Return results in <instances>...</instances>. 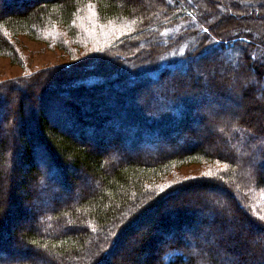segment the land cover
<instances>
[{
  "label": "trees",
  "instance_id": "16d2710c",
  "mask_svg": "<svg viewBox=\"0 0 264 264\" xmlns=\"http://www.w3.org/2000/svg\"><path fill=\"white\" fill-rule=\"evenodd\" d=\"M136 1L37 0L34 6L24 11L12 8L0 11V54L13 59L23 57L19 43L23 35L32 39L55 40L54 44L65 48L71 57L80 61L84 57H78V50L89 51L93 44H97L98 49L104 45L112 47L95 51L89 55L90 58L87 57L90 62L83 67L89 75H94L73 85L69 82L64 84L61 100L58 99L60 97H50L44 102L46 107L43 103L40 105L38 122L34 124L35 133L31 135L34 141L27 131L22 130L20 135L24 148L22 159L29 161L26 170L29 199L54 190V187L69 186L73 189L68 181L73 168L84 170L98 187L80 189L75 199L60 200L56 198L60 197L58 193L52 198L47 196L46 200L52 207L37 213V224L42 226L40 229L34 224L22 233L16 230L21 239L18 236H12L11 240L9 236H0V264H40L37 260L46 258L44 249L60 255L61 264H109L122 241V238L116 241L117 237H121L120 233L125 236L134 227H140L155 216L154 211L167 205L169 199L193 186L220 188L229 194V200L209 197L203 191H197L196 195L201 193L195 203L186 201L182 205L171 204L165 208L160 215L161 219H166L160 222L161 227L166 229L162 230L164 235H158L161 243L154 245L148 238L138 242L149 251V258L152 257L145 264H228L234 263L235 250L241 248H253L260 259L257 264H264V94L258 93L254 84L244 85L251 67L258 79H264V32L261 38L255 37L248 30L244 15L238 16L241 24L231 27L233 19H230L234 15L231 6L225 17L220 15L215 18L218 7L214 0L208 1L209 10L200 6L201 0H149L148 9H154L150 11L142 3L136 5ZM230 4L237 9L243 7L256 10V14L260 10L264 13V0H233ZM91 5L97 18L87 22L89 28H94L97 34L109 31L108 37H104L107 42L98 40L92 44L84 28L75 24L76 16ZM190 17L196 18V24L181 30L166 44L149 46V43L144 46L149 39H159L165 29ZM222 18L225 19L223 22ZM251 29L254 30V27ZM186 36L194 37L195 41L185 53L170 59L158 72L145 68L153 80L163 81L157 85L158 90L149 89L151 102L141 106L130 104L137 95V89L142 87L147 90L148 84L140 83V77L145 76L141 72L128 76L120 72L110 78L98 76L102 74L100 67L129 57L136 59L134 63L144 52L166 51L180 44ZM206 52L214 53L210 64ZM225 52L233 55L232 62L222 67V72L209 75L204 69L206 65L219 67ZM193 59L200 61L198 72L203 69L204 79L202 74L192 73L190 60ZM175 69H181V74L179 72L174 79H170L171 82L164 83V78ZM23 78L18 79L21 80L19 85H12L25 93L27 88ZM129 80L133 81L131 96L124 89ZM70 91H82V94L95 92V98L83 94L86 107L82 112H73L70 103L63 98L70 95L67 93ZM243 94L246 95L244 112H222L212 107L220 102L217 101L219 97L224 99V105L241 106L239 96ZM258 95L263 96L262 100L257 98ZM1 100L3 97L0 96V104ZM111 103L121 104L123 108L118 111L109 107ZM198 107L202 111H197ZM20 114L22 118L23 112ZM194 121L200 125L212 122L219 143L209 146L204 140L205 135L192 127ZM26 122L30 124L33 121ZM111 123L112 128L107 125ZM37 130L47 135L50 144L38 136ZM126 130L132 133L125 141L128 147L141 150V145L147 141L151 150L145 154H129L110 163L107 153L90 148L88 140H85L86 136L94 139L92 144L101 149L111 136L122 143ZM178 137L184 141L182 144H178ZM173 145L178 146V150L170 148ZM11 153L8 140H2L0 177L3 163L7 159L11 162ZM6 155L8 158H5ZM38 160L56 183L45 180L46 173ZM188 164L200 165L205 173L195 179L184 180L180 177L179 168ZM237 186L242 189L236 191ZM53 190L50 192L55 194ZM1 200L0 190V218L5 216L6 210ZM32 205L37 208L39 203L34 201ZM230 206L235 213H231ZM19 210L16 204H12L10 214L5 216L0 228V235L2 231H9L8 223H15L22 217ZM238 221H246L253 230L245 233L241 226L234 235H230L231 239H225L229 235L218 231L219 227H232ZM178 229L179 233L174 232ZM185 231H189V236H193V231L207 233L203 238L197 234L193 237L198 253L194 254L190 243H183L180 238ZM114 232L115 235H112ZM165 235L176 236L177 242L167 244ZM258 236L262 241L257 240ZM215 237L217 244H210L207 248L201 245L215 240ZM20 244L26 247L22 248V252L35 257L12 256ZM200 245L206 255L199 250ZM245 260L246 255L241 256L236 264Z\"/></svg>",
  "mask_w": 264,
  "mask_h": 264
},
{
  "label": "rangeland",
  "instance_id": "374dc122",
  "mask_svg": "<svg viewBox=\"0 0 264 264\" xmlns=\"http://www.w3.org/2000/svg\"><path fill=\"white\" fill-rule=\"evenodd\" d=\"M6 1V3H5ZM208 1L210 0H201L199 1L200 6L203 9L209 10L208 6ZM216 6L218 7V13L216 14L215 18H218L220 15L222 17H225L226 12L229 10V6L232 7V13L234 15L231 16V19H233V24H231V27H235L238 24H241L240 20H238V16L244 15L245 19L248 24V30H251L252 33H254L255 37L261 38L263 32H264V13L259 11V13L256 14V10L250 11V9H245L243 7L237 9L233 4L231 5L230 2L233 0H214ZM3 4H2V3ZM37 0H13L12 2H7V0H1L0 1V11H3L5 9H18L20 11H24L27 9V7L34 6ZM144 4L146 6L147 10H154V9H148L149 8V0H137L135 4ZM244 6V3H243ZM246 15V16H245ZM97 18L96 11L93 7V5L89 6L87 10H84L83 12L81 11V14L76 16V21L75 24L79 26L80 28H84L85 34L89 37V39L92 41V44L95 42H98V40L103 42H107L104 40L105 36L108 37L109 31L101 32L100 34H97L98 32L95 33L94 28H89V25L87 22L95 21ZM196 19L195 17L193 18H188V19H183L181 22L174 24L173 26L165 29V31L162 32L159 36H161L159 39L158 38H151L148 41L144 43V46H148L149 43L153 45L154 43H161V44H166L169 38L171 37H176L178 33L185 29L190 27L191 25L196 24ZM225 19H221V22H223ZM229 25L230 23L226 20ZM254 27V30L251 29V27ZM236 29V28H235ZM158 36V37H159ZM188 37V38H186ZM180 44L175 45L173 48L168 49L166 51H159V52H144L142 56L140 57V60L136 61L133 63L134 58H128L124 59L122 61H118V63H112L111 65H106L102 68V74L98 75L103 78H110L109 76H113L116 74H119L121 72V75L128 76L131 74H136V73H142V76L140 77L142 84H148L147 85V90L142 89H137V95L132 98L133 100L130 102V104L133 103L135 106H141L143 104H146L147 101L151 102L152 98L148 96V91L149 89L152 90H158L159 83H163V81H158V80H153L149 74L146 73L145 68L150 67L153 71L158 72L159 69L167 64V62L175 57H178L182 53H185L186 50L188 49L189 45L193 44L195 41L194 37L186 36ZM187 39V40H186ZM55 41V40H54ZM54 41H46L42 39H32L27 36H21L20 37V47L23 51V57L22 58H16L13 59L12 57H9L4 54H0V96L3 97V100H1L0 104V144L2 140H8L9 147L12 149V153L10 155V160L11 162L3 163L1 166V181H0V190H1V195H2V200L1 204L5 206V216L7 217L10 214V208L12 207V204H16L18 207L19 212L21 213L22 217L20 219L16 220L17 222L13 223H8L9 226V231L6 232H1V235L3 238L5 236H9L12 238L18 236L21 239V235L16 232L20 231L22 233V230H26L30 228V225H34L37 227V229H40L42 226L40 224H37V213L42 210V209H48L51 208L52 205L48 203L46 200L47 196L51 195H60V200H66V199H75L79 195V190H83L85 188L87 189H94L97 188L98 185L95 184L94 181H92L88 175L84 172V170H76L75 168L71 169L70 173L71 176H68V181L70 186L73 187V189H70L71 187L67 188H61V187H54L53 189L48 190L47 192L41 193L40 195H37L36 198L29 199L28 194H27V184L26 182H29V178L27 176V168L29 165V161L26 162L22 159V154H23V146L20 142V135L21 131H27V133L31 136H34L35 133V127L37 122H38V116L41 112L40 105L43 103L44 107H46L45 103L48 101L50 97H60L58 98L61 100L62 94L64 90L62 91V87L64 84H69L71 83L76 84V81L78 80H84L87 77H90L89 71H86L85 67H83L85 64L89 63L90 60L87 59L90 58L89 55L94 54L95 51L100 52L102 49L108 48L112 49L111 46L109 45H104V47H100L98 49V46H95L97 44H93L92 49L89 51H84V50H78V54H80L78 57H84L82 61L77 60L78 58L71 57L68 51L60 46H57L54 44ZM146 44V45H145ZM96 49V50H94ZM263 52V51H262ZM206 56H208L209 64L212 62L210 59L214 53H209L206 52ZM225 58H223L220 61V66L218 65H206L204 69H206V72H208L209 75H213L215 72H222V67H225L227 64L232 62L233 55L230 54L229 52H225ZM138 55V54H137ZM224 57V56H223ZM207 59V60H208ZM78 61H80L78 63ZM24 62V63H23ZM83 62V63H81ZM200 61L196 62L194 59L190 60V66L192 73L194 74H202V78L204 79V71L203 69L201 70V73L198 72V68L200 66L199 64ZM70 65V67H68ZM77 64H82L78 66ZM148 68V69H150ZM145 71V72H144ZM203 71V72H202ZM179 72L181 74V69H175L170 72V76H166L164 78V83L166 81L171 82L176 77L179 75ZM24 80V84L26 85V92H22L21 90L17 89L12 85V83H15L19 85L18 83L19 78H22ZM32 80H31V79ZM201 78V77H200ZM27 79V80H26ZM30 79V80H29ZM152 79V80H150ZM69 82V83H68ZM118 82V81H117ZM149 82V83H148ZM139 83V84H140ZM250 84H254L257 87L258 93H263L264 94V79H258L256 76V73L254 69L251 67V72L249 74V77L244 84L245 87H247ZM133 86V81L129 80L126 83L125 86V91L127 94L130 96L132 95L131 92V87ZM145 86V85H144ZM114 92L116 90L114 89ZM118 92V91H117ZM70 95H67L64 98V101L70 103V108L71 111L73 112H82L83 108L86 107L84 102H86V98L82 97L83 94L87 95L91 99L95 98V92H85L82 94V91H70L67 92ZM101 95H103V91L100 92ZM75 95V96H74ZM72 96V97H71ZM264 96V95H263ZM262 95H258L257 98L259 100H262ZM140 97V98H139ZM240 100L242 101V104L245 103L246 101V95H240L239 96ZM62 98V99H63ZM138 98V99H137ZM56 99V98H55ZM131 99V98H130ZM220 100V102H219ZM223 98H217V101L219 103L213 105V109L217 111H222V112H230V110H234L236 112H244V104L241 106H232L231 103L228 105L223 104ZM93 102V101H92ZM87 103V102H86ZM96 103V102H94ZM109 103V101H108ZM98 104V103H96ZM107 104V102H106ZM109 105V104H108ZM114 107L116 110L122 109L121 104H113L111 103L109 107ZM199 108V107H198ZM202 111V108L197 109V111ZM102 111V110H101ZM22 118L21 114L22 113ZM51 112V111H50ZM49 112V113H50ZM59 112V111H58ZM103 112V111H102ZM24 115V116H23ZM103 115V114H101ZM26 121H33L32 123L28 124ZM67 126H70L68 123H66ZM65 125V126H66ZM108 127L112 128V123L107 124ZM34 127V128H33ZM193 128L199 129L200 132H202L205 135L204 139L206 143L210 146L214 143L218 144L219 141L214 135L215 133V128H213L212 122H205V124H198V122H195L192 124ZM64 130H67L64 128ZM133 130V129H129ZM38 131V130H37ZM132 132V131H131ZM136 132V131H135ZM134 132V133H135ZM132 133H129L128 130L124 131V136L122 138H125L124 141L121 143L117 142L118 139H114L113 136H111V139L106 141V145L103 146L101 149L97 145H93L92 143H95L91 138H88L86 136L85 140L87 144L89 145L90 148L98 151H102L103 153H107L108 156L110 157L109 162L114 163L116 160H121L123 159L126 155L129 154H138V153H144L149 152L151 150V146L149 142H144L141 146H143L140 150V148H131L128 147L126 144V140L130 138V135ZM29 136V137H30ZM38 136H42L46 143L50 144V141L45 135L43 131H38ZM37 136V138H38ZM89 136V135H88ZM113 137V138H112ZM132 137V136H131ZM12 138V139H11ZM31 138H33L31 136ZM35 138H33L34 141ZM105 140V139H104ZM178 144H182L184 141L180 140L179 137L177 138ZM167 145V144H166ZM173 150H178V146L173 145L172 147ZM7 154V153H6ZM5 158H8V155H6ZM38 164L41 166V168H44V164L38 160ZM44 172L46 173L44 175L45 180L47 182H55L56 180L53 179L51 176L52 174H48L47 171L48 169H43ZM180 171V177H184L185 179H195L199 176H202L205 171L202 169V167L198 164H188V165H183L179 168ZM56 183V182H55ZM77 187V189H76ZM236 191L239 189H242V187L239 188V186L235 187ZM233 189V190H235ZM54 191L55 194H52L50 191ZM197 191H203L206 195L209 197H219L222 198L224 201L229 200V194L225 192L224 190L220 188H211V187H202V186H193L188 189L182 190L178 193V196L169 199L167 202V205L161 206L159 210L154 211L153 214L155 216H152L149 220H146L145 223L143 222V225L140 227L136 226L131 232H128L125 236L122 237V241L120 245L118 246V249L114 253L112 257V261L109 262V264H145L148 260L152 259L149 258L151 255L147 254V250L142 247L143 245H139V240L141 239H150V241L154 245H158L161 243L160 238L158 235L163 234L164 232L162 230H166L165 226L162 228L160 225V222L162 220L165 222L166 219H161L160 215L165 212V208H169L171 204H177V205H182L184 202H189V203H195L197 200L198 195H196ZM235 198H237V195H233ZM184 199V200H183ZM34 201L39 203V206L35 208L32 204ZM18 211V210H17ZM230 211L231 213H235L234 210L230 206ZM217 212V213H216ZM215 214H219V211L216 210ZM5 216H2L0 218V228L4 223ZM243 220V219H242ZM148 221V222H147ZM6 223V222H5ZM16 224V229L15 231L13 230V225ZM142 224V223H141ZM243 227L245 230V233L247 231H252L253 229L251 226L246 221H241L234 223L232 227H222L218 229V231H222V233L227 234V235H234L236 233V230L239 229V227ZM4 230V229H3ZM180 229L174 230V232L179 233ZM189 231H185L181 234L182 237H180L183 241V243L187 242L190 243V246L194 252V254L198 253L197 248L195 246V242L193 241V237L195 235H199L202 238L207 234L206 232H200V231H193V236L188 235ZM115 235V232L112 233V235ZM164 235V234H163ZM259 235V234H258ZM166 236V243L168 244L169 242L176 241L177 242V237L175 236ZM261 236V235H260ZM258 236L257 240H261L262 238ZM179 237V236H178ZM19 238H17V241H19ZM215 240H208L207 242L201 243V245H204V248H207L210 246V244H217L218 241L216 237L214 238ZM256 240V241H257ZM253 244V243H252ZM25 245V244H24ZM199 246V250L201 251L202 254L206 255L207 252L202 248V246ZM136 246V247H134ZM23 244H20L19 249L14 251L12 256L15 257H20V258H34V254H25L22 252V248H24ZM26 248V247H25ZM35 250H40L38 247H33ZM41 251V250H40ZM45 252V257L42 259H38L37 262L40 264H61L60 261V255L57 254H51L47 250H43ZM257 251H254V249H242L241 250H235V257L233 259L234 263H228V264H236L237 260L241 256L246 255V260L244 262H239V264H257L259 259V256L257 254ZM47 255V256H46ZM5 256V255H4ZM223 261V259H222Z\"/></svg>",
  "mask_w": 264,
  "mask_h": 264
},
{
  "label": "bare ground",
  "instance_id": "6f19581e",
  "mask_svg": "<svg viewBox=\"0 0 264 264\" xmlns=\"http://www.w3.org/2000/svg\"><path fill=\"white\" fill-rule=\"evenodd\" d=\"M121 235V237H117V239H116V241L118 242V241H120V239L122 238V236L124 235V233H120L119 234V236ZM12 238H10V240H11Z\"/></svg>",
  "mask_w": 264,
  "mask_h": 264
},
{
  "label": "snow or ice",
  "instance_id": "6c2138e0",
  "mask_svg": "<svg viewBox=\"0 0 264 264\" xmlns=\"http://www.w3.org/2000/svg\"><path fill=\"white\" fill-rule=\"evenodd\" d=\"M205 31H207V29H205ZM208 175H210V173H208ZM232 237L229 235L228 237H226L225 239H231Z\"/></svg>",
  "mask_w": 264,
  "mask_h": 264
}]
</instances>
